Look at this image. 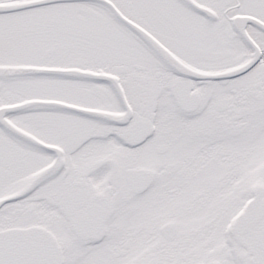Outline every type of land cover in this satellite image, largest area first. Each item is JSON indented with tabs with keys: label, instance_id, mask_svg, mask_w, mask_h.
I'll list each match as a JSON object with an SVG mask.
<instances>
[{
	"label": "snow or ice",
	"instance_id": "1",
	"mask_svg": "<svg viewBox=\"0 0 264 264\" xmlns=\"http://www.w3.org/2000/svg\"><path fill=\"white\" fill-rule=\"evenodd\" d=\"M0 264H264V0H0Z\"/></svg>",
	"mask_w": 264,
	"mask_h": 264
}]
</instances>
